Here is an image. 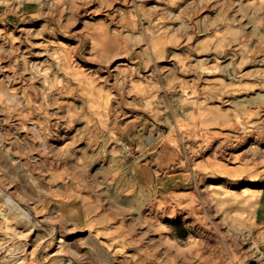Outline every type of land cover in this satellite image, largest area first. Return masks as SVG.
I'll return each instance as SVG.
<instances>
[{"label":"rangeland","instance_id":"obj_1","mask_svg":"<svg viewBox=\"0 0 264 264\" xmlns=\"http://www.w3.org/2000/svg\"><path fill=\"white\" fill-rule=\"evenodd\" d=\"M0 116V264H264V0H0Z\"/></svg>","mask_w":264,"mask_h":264},{"label":"bare ground","instance_id":"obj_2","mask_svg":"<svg viewBox=\"0 0 264 264\" xmlns=\"http://www.w3.org/2000/svg\"><path fill=\"white\" fill-rule=\"evenodd\" d=\"M127 64V63H126ZM122 66V65H121ZM15 71V70H14ZM22 73V72H21ZM39 73V72H38ZM15 75V74H14ZM12 77V76H11ZM14 77V76H13ZM16 77V76H15ZM42 77V76H41ZM26 79V78H25ZM12 80V79H11ZM10 80V81H11ZM27 80V79H26ZM18 81V80H17ZM10 85H12V84H10ZM13 86V85H12ZM263 111V110H262ZM259 114V113H258ZM1 117V116H0ZM2 121H8V118H5V116L3 115V117H2V120H1V122ZM239 122V121H238ZM239 129V128H238ZM244 129H246V128H244ZM240 131V130H239ZM238 131V132H239ZM249 132H251V131H249ZM243 133V132H242ZM244 135H245V133H244ZM249 135H251L250 133H249ZM247 136V135H246ZM254 136V135H253ZM249 139V138H248ZM8 200L11 202V204L14 206V207H16V208H19V209H21V210H23L20 206H19V204L17 203V201L15 200V199H13V198H11V197H8ZM259 240V239H258ZM257 242V241H256ZM255 246H257V245H255ZM254 246V247H255ZM259 259V258H258ZM264 259V258H263Z\"/></svg>","mask_w":264,"mask_h":264}]
</instances>
